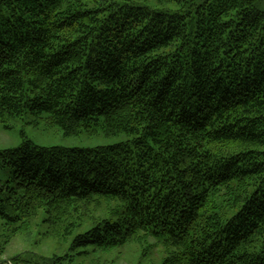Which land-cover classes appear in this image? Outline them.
<instances>
[{
  "label": "trees",
  "instance_id": "1",
  "mask_svg": "<svg viewBox=\"0 0 264 264\" xmlns=\"http://www.w3.org/2000/svg\"><path fill=\"white\" fill-rule=\"evenodd\" d=\"M263 5L0 0V121L126 137L0 150V264H264Z\"/></svg>",
  "mask_w": 264,
  "mask_h": 264
},
{
  "label": "rangeland",
  "instance_id": "2",
  "mask_svg": "<svg viewBox=\"0 0 264 264\" xmlns=\"http://www.w3.org/2000/svg\"><path fill=\"white\" fill-rule=\"evenodd\" d=\"M262 9H264V5ZM125 140L126 137H89L86 134L79 137H66L60 127H52L48 125L44 118L37 119L33 116L8 120L5 123L0 121V150L17 148L25 141L32 142L40 147L94 148L115 145ZM0 227L2 228L1 222ZM3 230L4 233L0 230L1 236L6 234L5 229ZM41 231L44 232V228L41 226L34 227L27 235L17 237L8 248L4 258L6 259L8 256L25 250L50 255L55 251V243L49 240L45 241L38 235ZM1 239H4V237L2 236ZM130 259L132 261L136 260L135 257Z\"/></svg>",
  "mask_w": 264,
  "mask_h": 264
}]
</instances>
